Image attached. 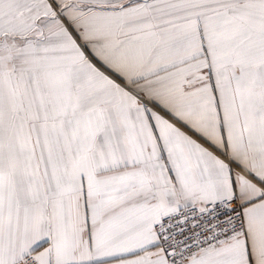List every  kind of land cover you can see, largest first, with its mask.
I'll list each match as a JSON object with an SVG mask.
<instances>
[{"label":"snow or ice","instance_id":"snow-or-ice-1","mask_svg":"<svg viewBox=\"0 0 264 264\" xmlns=\"http://www.w3.org/2000/svg\"><path fill=\"white\" fill-rule=\"evenodd\" d=\"M0 264H264V0H0Z\"/></svg>","mask_w":264,"mask_h":264}]
</instances>
